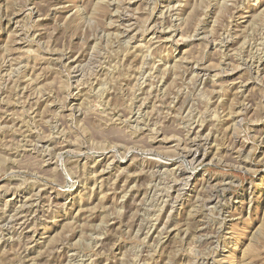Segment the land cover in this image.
Here are the masks:
<instances>
[{"label": "rangeland", "instance_id": "obj_1", "mask_svg": "<svg viewBox=\"0 0 264 264\" xmlns=\"http://www.w3.org/2000/svg\"><path fill=\"white\" fill-rule=\"evenodd\" d=\"M0 264H264V0H0Z\"/></svg>", "mask_w": 264, "mask_h": 264}]
</instances>
